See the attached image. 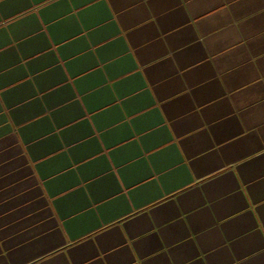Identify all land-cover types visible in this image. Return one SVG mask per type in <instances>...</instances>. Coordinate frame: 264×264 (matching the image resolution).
<instances>
[{
    "label": "crops",
    "instance_id": "1",
    "mask_svg": "<svg viewBox=\"0 0 264 264\" xmlns=\"http://www.w3.org/2000/svg\"><path fill=\"white\" fill-rule=\"evenodd\" d=\"M0 264H264V0H0Z\"/></svg>",
    "mask_w": 264,
    "mask_h": 264
}]
</instances>
